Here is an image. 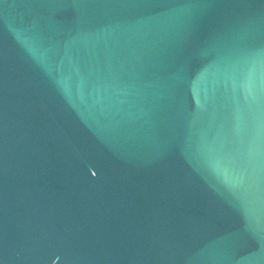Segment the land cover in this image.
<instances>
[{
	"label": "water",
	"instance_id": "obj_1",
	"mask_svg": "<svg viewBox=\"0 0 264 264\" xmlns=\"http://www.w3.org/2000/svg\"><path fill=\"white\" fill-rule=\"evenodd\" d=\"M0 264H264V0H0Z\"/></svg>",
	"mask_w": 264,
	"mask_h": 264
}]
</instances>
